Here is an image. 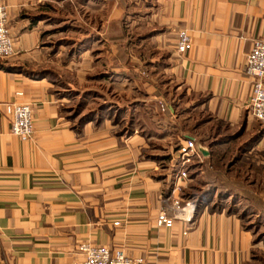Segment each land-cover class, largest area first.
Instances as JSON below:
<instances>
[{
	"label": "crops",
	"instance_id": "0c3cea01",
	"mask_svg": "<svg viewBox=\"0 0 264 264\" xmlns=\"http://www.w3.org/2000/svg\"><path fill=\"white\" fill-rule=\"evenodd\" d=\"M65 1L0 0L15 51L0 64V264H79L82 243L121 249L143 264H255L254 253L264 252L256 230L264 227V127L250 115L245 59L264 41V0H83L110 5L107 20L121 24L135 7L155 58L148 79L140 60L111 69L151 103L146 117L142 109L106 110L80 124L53 84L23 69L45 49L49 8ZM180 30L192 42L184 55L175 50ZM164 80L176 87L164 92ZM180 89L188 101L181 112L184 104H173ZM13 102L30 105L29 141L10 133L5 105ZM187 110L196 115L191 127L179 124ZM188 138L201 163L174 191L166 154ZM166 207L176 220L157 228Z\"/></svg>",
	"mask_w": 264,
	"mask_h": 264
},
{
	"label": "rangeland",
	"instance_id": "374dc122",
	"mask_svg": "<svg viewBox=\"0 0 264 264\" xmlns=\"http://www.w3.org/2000/svg\"><path fill=\"white\" fill-rule=\"evenodd\" d=\"M69 1L59 5L52 4L49 8L46 23L51 31L43 37L45 49L39 58H35V61L40 63L33 62L34 65L29 69L23 68L24 71L31 78H45L53 84V89L66 99L67 114L77 124L96 119L106 110L120 112L125 108L132 112V116L134 111L142 109L141 113L146 117L145 114L150 112L151 103L147 104L143 98L141 100V95L135 89L137 84L117 80L111 70L122 61L134 63L140 60L141 76L144 79L151 77L153 70L150 60L155 58V53L148 40L143 38L145 32L136 21L135 7H130L129 15L121 24L107 20L110 5L101 6V3L95 2L93 6H86L80 4L83 0H79L76 6L75 0ZM122 34L125 36V47L123 45L122 52L113 53L112 45L119 43ZM140 43H143L142 49L137 50L136 47ZM113 49L117 51V48ZM0 64L5 62L0 61ZM160 86L164 92L172 91L173 87H176L175 84H167L165 80ZM181 91L182 89L178 91L173 100L176 106L184 104L183 108H179V112L185 111L188 103L180 96ZM140 100L143 102L139 103ZM188 112L190 111L187 110L183 115L186 121L179 123L184 124L183 127H191L188 117H192V121L196 118L195 114ZM178 143L175 142L172 152L166 154L168 162ZM154 150L159 155L165 153L162 147ZM163 165L166 166L165 163ZM256 230H259V239H264V227L258 226ZM254 260L255 264H264V252L258 249L254 253Z\"/></svg>",
	"mask_w": 264,
	"mask_h": 264
},
{
	"label": "built area",
	"instance_id": "2783aa9c",
	"mask_svg": "<svg viewBox=\"0 0 264 264\" xmlns=\"http://www.w3.org/2000/svg\"><path fill=\"white\" fill-rule=\"evenodd\" d=\"M8 9L0 6V61L6 62L15 55L14 41L10 36L8 27ZM192 48L189 34L185 30L176 33L175 50L178 55L188 53ZM245 75L251 81V97L249 111L251 117L264 127V41L257 40L253 43L245 59ZM22 96V93H17ZM5 113L11 118L10 133L21 139L29 141L34 135L32 111L28 103H10L5 105ZM173 171L171 181L174 191L179 190L180 183L190 177V169L201 163V158L193 139H184L176 146L171 157ZM169 200V198L167 199ZM171 206L180 210V201H170ZM168 208H163L157 215L155 225L157 228H171L176 220L175 216H168ZM83 260L79 264H143L140 258H131L121 249L111 250L107 247H93L82 243L77 247Z\"/></svg>",
	"mask_w": 264,
	"mask_h": 264
},
{
	"label": "water",
	"instance_id": "95a60500",
	"mask_svg": "<svg viewBox=\"0 0 264 264\" xmlns=\"http://www.w3.org/2000/svg\"><path fill=\"white\" fill-rule=\"evenodd\" d=\"M189 139V138H188Z\"/></svg>",
	"mask_w": 264,
	"mask_h": 264
}]
</instances>
